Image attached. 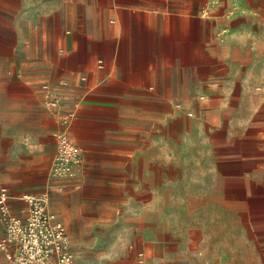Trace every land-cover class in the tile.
Segmentation results:
<instances>
[{"label": "crops", "instance_id": "1", "mask_svg": "<svg viewBox=\"0 0 264 264\" xmlns=\"http://www.w3.org/2000/svg\"><path fill=\"white\" fill-rule=\"evenodd\" d=\"M78 16L50 74L13 61L0 80V191L56 187L65 224L58 192L91 193L85 180L104 169L110 199L139 200L123 264L139 250L146 264H264V0H94ZM66 117L85 154L81 176L59 180Z\"/></svg>", "mask_w": 264, "mask_h": 264}, {"label": "rangeland", "instance_id": "2", "mask_svg": "<svg viewBox=\"0 0 264 264\" xmlns=\"http://www.w3.org/2000/svg\"><path fill=\"white\" fill-rule=\"evenodd\" d=\"M90 2L94 4V0H0V80L10 76L13 61L16 67L30 69L36 65L50 74L57 62L61 33L74 19H80L78 15ZM254 89L263 91L262 87ZM187 115L191 120L198 119L193 109ZM161 154L163 159L168 153ZM128 170L132 189L137 169L130 164ZM90 174L94 178L86 179L85 183L91 193L74 192L75 185L65 186L58 192L62 200H56L52 209L73 236L71 245L78 264H123L136 241L137 194L130 192L127 200L110 199L112 195L104 191L111 186L105 184L104 169L92 170ZM78 176L81 175L75 173L59 180ZM107 176L110 180L111 175ZM177 179L183 181L184 176L178 173ZM162 203L165 207L184 205V200L164 199ZM2 234L0 224V237ZM0 264H6L2 253Z\"/></svg>", "mask_w": 264, "mask_h": 264}, {"label": "built area", "instance_id": "3", "mask_svg": "<svg viewBox=\"0 0 264 264\" xmlns=\"http://www.w3.org/2000/svg\"><path fill=\"white\" fill-rule=\"evenodd\" d=\"M47 88L46 85L43 86ZM48 103L56 105L58 97L50 93ZM84 149L69 134L68 117L61 120L55 136V153L49 175L56 179L72 177L84 159ZM51 185L38 193L17 197L0 191V253L6 264H78L71 236L63 222L50 209ZM25 203L23 214L12 211L10 199ZM134 264H146L143 250L135 253Z\"/></svg>", "mask_w": 264, "mask_h": 264}]
</instances>
